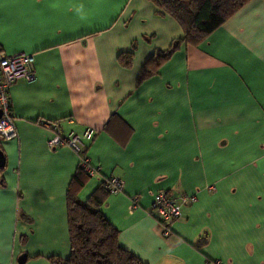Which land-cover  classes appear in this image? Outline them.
<instances>
[{
  "label": "crops",
  "instance_id": "obj_1",
  "mask_svg": "<svg viewBox=\"0 0 264 264\" xmlns=\"http://www.w3.org/2000/svg\"><path fill=\"white\" fill-rule=\"evenodd\" d=\"M157 10L149 0H0V50L32 54L34 72L8 91L17 136L0 138V264L70 254L67 192L82 156L49 148L43 121L63 136L95 130L83 157L96 171L77 197L120 177L123 191L99 209L144 264H264V0L137 83L145 61L182 36ZM157 191L195 196L168 234L149 214Z\"/></svg>",
  "mask_w": 264,
  "mask_h": 264
},
{
  "label": "trees",
  "instance_id": "obj_2",
  "mask_svg": "<svg viewBox=\"0 0 264 264\" xmlns=\"http://www.w3.org/2000/svg\"><path fill=\"white\" fill-rule=\"evenodd\" d=\"M149 1L156 5L159 14H167L177 21L182 29V36L172 40L168 48L156 51L145 61L137 77V83L157 74L161 65L181 44L197 46L202 43L250 0ZM132 55V51L120 53L117 56L119 65L123 68L131 67ZM88 177L84 166L79 164L67 192L70 254L67 258L50 256L49 264H144L118 246V230L100 212L99 207L109 194L107 188L109 179H104L85 201L77 197V189Z\"/></svg>",
  "mask_w": 264,
  "mask_h": 264
},
{
  "label": "built area",
  "instance_id": "obj_3",
  "mask_svg": "<svg viewBox=\"0 0 264 264\" xmlns=\"http://www.w3.org/2000/svg\"><path fill=\"white\" fill-rule=\"evenodd\" d=\"M33 55L24 52L7 54L0 50V138L11 139L17 136V131L13 123V118L10 110L9 88L17 80L30 81L34 77L33 72ZM45 128L51 129L53 135L47 140L49 148L57 146H67L74 153L81 157V163L86 169L89 176H92L96 171L89 165L87 159L83 157L84 142L91 140L95 130L86 128L81 134H70L63 136L56 122L43 121L41 122ZM107 188L110 194L122 192L124 182L120 177H109ZM210 186L209 189H212ZM195 201L194 195H181L179 197L160 191L153 196L149 208V214L156 216L166 225L164 234L169 233V225L181 216V208L183 205ZM136 201L132 206L135 207Z\"/></svg>",
  "mask_w": 264,
  "mask_h": 264
},
{
  "label": "water",
  "instance_id": "obj_4",
  "mask_svg": "<svg viewBox=\"0 0 264 264\" xmlns=\"http://www.w3.org/2000/svg\"><path fill=\"white\" fill-rule=\"evenodd\" d=\"M4 165V157L2 155V152L0 151V167H2ZM26 261V254L22 253L19 257H18V263L19 264H24Z\"/></svg>",
  "mask_w": 264,
  "mask_h": 264
}]
</instances>
